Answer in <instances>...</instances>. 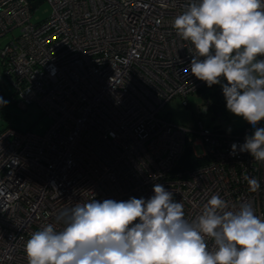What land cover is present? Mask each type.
Masks as SVG:
<instances>
[{"label": "built area", "instance_id": "obj_1", "mask_svg": "<svg viewBox=\"0 0 264 264\" xmlns=\"http://www.w3.org/2000/svg\"><path fill=\"white\" fill-rule=\"evenodd\" d=\"M46 1L50 15L33 22L30 0H0V38L12 34L0 42V73L12 90L5 96L0 85V98L51 118L37 133L2 125L0 109V264H27L24 242L46 224L60 229L62 209L148 199L157 183L189 220L217 193L229 210L248 200L264 217V162L239 151L254 127L208 126V98L192 128L161 113L174 96L187 105L206 86L184 71L192 45L172 28L189 0ZM188 139L209 160L175 170ZM245 175L259 181L257 192Z\"/></svg>", "mask_w": 264, "mask_h": 264}, {"label": "clouds", "instance_id": "obj_2", "mask_svg": "<svg viewBox=\"0 0 264 264\" xmlns=\"http://www.w3.org/2000/svg\"><path fill=\"white\" fill-rule=\"evenodd\" d=\"M172 28L192 45L184 71L221 86L226 109L254 127L239 151L264 162V127H256L264 120V0H189ZM236 152L233 143L229 154ZM244 180L259 190L256 178ZM152 191L62 209L60 229L46 224L24 242L27 264H264V217L251 201L229 210L213 194L189 220L172 191L158 183Z\"/></svg>", "mask_w": 264, "mask_h": 264}, {"label": "rangeland", "instance_id": "obj_3", "mask_svg": "<svg viewBox=\"0 0 264 264\" xmlns=\"http://www.w3.org/2000/svg\"><path fill=\"white\" fill-rule=\"evenodd\" d=\"M51 5L48 1L43 0L33 9L31 19L33 22L43 20L51 13ZM14 34L18 33V28H15L13 31ZM12 34L6 33L0 38V42L3 43L6 40L10 39ZM0 85L4 91L5 96H9L12 90V85L10 81L5 78L0 73ZM187 105H183L181 98L179 96H174L171 98L162 108L161 113H165L171 117L174 124L183 125L189 128H192L195 124V117L197 114L202 115L203 102L206 100L201 92L193 93L187 95ZM220 99L222 96L219 97ZM226 103V102H225ZM225 103L223 104V112L220 117H211L210 114L207 116L205 123H208V126L212 127L215 123L219 122L220 126L232 129L233 127H241L245 124L243 118L236 116L229 112ZM2 113L9 112L11 122L10 124L19 129L29 128L32 131L37 133L44 132L51 118L47 115H43L42 111L35 104H30L26 107L19 106L16 102H12L9 98V101L6 105L0 107ZM211 113V112H210ZM219 119V121H218Z\"/></svg>", "mask_w": 264, "mask_h": 264}, {"label": "trees", "instance_id": "obj_4", "mask_svg": "<svg viewBox=\"0 0 264 264\" xmlns=\"http://www.w3.org/2000/svg\"><path fill=\"white\" fill-rule=\"evenodd\" d=\"M32 9H34L36 6L41 3L43 0H30ZM201 94L204 95V97L212 100V104H216L219 110H221V114L223 112V104L225 103V99L221 90V86L219 84L213 85L211 87L204 86L200 90ZM222 96L220 99L219 97ZM215 117V116H214ZM11 118H10V113L9 112H4L2 114V125H11ZM260 127H264V120L260 121ZM189 136H191L192 139V134L190 133ZM191 139L187 140L186 146L184 148L183 154L180 158V160L177 162L175 166V170H183L187 171L192 168H195L197 166L204 165L205 163L208 162L209 158L208 156H197L192 148L191 144Z\"/></svg>", "mask_w": 264, "mask_h": 264}, {"label": "water", "instance_id": "obj_5", "mask_svg": "<svg viewBox=\"0 0 264 264\" xmlns=\"http://www.w3.org/2000/svg\"><path fill=\"white\" fill-rule=\"evenodd\" d=\"M211 109H212V111H213V114H214L216 117H220V116H221V110H216L214 104H211Z\"/></svg>", "mask_w": 264, "mask_h": 264}, {"label": "flooded vegetation", "instance_id": "obj_6", "mask_svg": "<svg viewBox=\"0 0 264 264\" xmlns=\"http://www.w3.org/2000/svg\"><path fill=\"white\" fill-rule=\"evenodd\" d=\"M214 105H215L216 110H219V108L217 107V105L216 104H214Z\"/></svg>", "mask_w": 264, "mask_h": 264}]
</instances>
